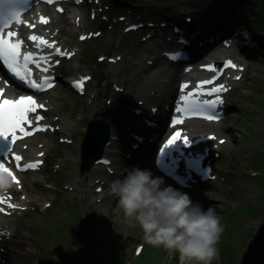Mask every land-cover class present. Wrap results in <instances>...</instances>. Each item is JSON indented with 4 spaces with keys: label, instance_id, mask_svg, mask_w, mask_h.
Here are the masks:
<instances>
[{
    "label": "rangeland",
    "instance_id": "374dc122",
    "mask_svg": "<svg viewBox=\"0 0 264 264\" xmlns=\"http://www.w3.org/2000/svg\"><path fill=\"white\" fill-rule=\"evenodd\" d=\"M240 1L244 3L243 9L236 10L235 13L241 20L250 15L252 26L260 32L255 34L257 38L247 32L253 37V40L246 44L249 55L241 53L236 42L233 48L229 49L232 51L231 57L238 64V60H241L242 67L246 68L241 79V74L235 75L237 70L232 72L235 86L226 98L229 114L221 121L219 127L204 125L192 130L197 133H189L191 136L202 135L205 128L209 127L214 135L206 145L211 148L212 156L209 161L215 167L216 180L214 184L198 190L199 200L190 196L191 200L201 204L205 211L209 207L214 208L224 226L218 244L219 254L212 264H240L249 241L264 220V0ZM227 2L81 0L80 4H76V1L72 0L66 5H61V8L57 6L55 9L40 10L45 14L47 11H53L54 16V10L60 12L56 15L57 18L51 17L53 24L45 25L42 29L58 30L62 27L56 40L70 50L71 57L61 64L59 75L65 81L67 76L83 75L91 77V80L87 83L84 95H75L62 83V87L55 89L53 93L41 96L45 102L48 99L49 103L53 102L45 117L50 118L56 127L42 132L25 144L28 150L45 149L46 166L36 171L37 175H23L25 186L11 193L18 200L23 198L30 202L27 199L29 198L32 202L28 203L24 210L2 219L1 225L4 226L6 237L0 247V253L5 257L7 264H44V259L52 261V264H179L178 253L169 254L162 246L147 243L139 226L125 222L123 211L117 207L118 197L110 194V186L106 192L107 200L99 203L100 197L105 193L103 191L102 194H97V187L103 188L104 183L111 184L112 181L121 179L122 171L131 167H126L128 165L123 162L125 167L121 168V173L113 179L105 177L99 169L91 172L94 167L90 172L82 174L80 149L82 140L84 143L87 137L88 124L95 118L96 113H102V117L109 124L111 117L119 120L126 118L129 123L142 122V118L134 115L136 103L126 105L123 112L117 104L109 105L102 97L109 95L108 99L111 101L110 96L116 88L122 86L124 89L128 88L127 91L131 89L128 98L138 99L137 95L143 91V86L148 81L143 79L138 84L128 80L134 74L131 65L142 57L140 51L143 50L140 47L146 44L154 48L159 43L154 39L161 35H158V32L172 31L173 24H177L174 23L175 20L185 21L186 17H195L200 23L205 15L210 14L215 18L219 17V22L223 24L221 14L225 8L222 5ZM69 7L71 9L68 11ZM68 12H79L77 21ZM33 15L36 21L37 14ZM67 15L70 16L71 22L85 26L82 32L88 35L86 40L79 39L75 28L70 32ZM126 17L125 23L120 26L115 24L118 19ZM133 23L141 25L136 29L127 30ZM138 28L141 32L137 31ZM207 32L202 28L197 29L198 36H205ZM209 33L207 36H210ZM237 35H232L233 39L238 37ZM142 40H147L144 45L140 43ZM192 43L195 45L194 40ZM134 51L136 55L132 54ZM122 56L132 62L120 61L117 68H110L108 61L111 58L118 60ZM252 56L254 58H251ZM145 58L150 59L151 54H145ZM161 58L159 60L163 61ZM167 79L168 77H161L157 82L162 88L167 87L163 92L166 91L167 98H170L184 77L172 76L170 81ZM162 97L165 95L161 94L157 101ZM98 99L105 103L98 104ZM61 118H65L71 126L64 129L60 123ZM56 128H60L62 133L52 132ZM183 130L188 131L186 126H183ZM142 132L152 135L146 128L142 129ZM125 134L122 139L129 141L130 135ZM42 143H45L46 147H41ZM117 153L114 157L119 159ZM74 164L77 166L78 175L75 185L72 183V174L67 169V165ZM89 173L93 176L89 177ZM98 175L102 178L101 182L97 180L94 183ZM78 185L84 196L78 194ZM69 187L75 188L70 191ZM7 190L11 191L9 188ZM13 235L17 237L14 242L10 240ZM21 241H26L23 245L25 250L37 248L39 255L28 257L25 254L21 258L17 252L20 251ZM139 247H142L141 253L137 252Z\"/></svg>",
    "mask_w": 264,
    "mask_h": 264
},
{
    "label": "clouds",
    "instance_id": "9594fccd",
    "mask_svg": "<svg viewBox=\"0 0 264 264\" xmlns=\"http://www.w3.org/2000/svg\"><path fill=\"white\" fill-rule=\"evenodd\" d=\"M162 185L150 171L133 167L112 181L109 191L118 197L125 222L139 226L147 243L178 253L179 264H212L224 232L221 218L214 208L205 211L188 194ZM10 186V177L0 176V191Z\"/></svg>",
    "mask_w": 264,
    "mask_h": 264
},
{
    "label": "bare ground",
    "instance_id": "6f19581e",
    "mask_svg": "<svg viewBox=\"0 0 264 264\" xmlns=\"http://www.w3.org/2000/svg\"><path fill=\"white\" fill-rule=\"evenodd\" d=\"M76 1V4H80L81 3V0H75ZM101 4V3H100ZM71 9V7L68 8V11ZM47 15L44 14L47 19L49 20L48 22V25L50 24H53V21L51 20L52 16L57 18L58 14L60 13H57L55 16L53 14V11H47ZM70 13L72 16L75 17V20L78 16H80L78 13L79 12H68ZM42 14V13H40ZM124 17V16H123ZM38 19H39V15L37 16V21L34 22L33 21V18L30 17L28 18L27 20H30L32 23H33V27L31 28H28L27 31L30 32V33H36L38 34V37L40 36H44L46 38L49 39V42H53L55 41L57 38H59V33L61 32L62 30V27H60L58 30H55L54 28H51V29H48V30H42L45 28V25L44 24H40L38 23ZM125 19V18H123ZM144 20V19H143ZM142 20V21H143ZM66 21L68 23H70V32H72V29L75 28V32L78 33V35H81V34H85V32H82V29L85 28V26L81 25L80 24H77V22H71V18L69 15H67V19ZM77 21V20H76ZM192 22H195L198 24V21L196 19H193L191 20ZM60 22V20H59ZM185 22V21H184ZM125 23L124 20L122 19H118L117 21H115V24L120 26L121 24ZM177 27H180V25H177ZM140 30V29H138ZM21 31L18 30V32ZM202 32V31H201ZM160 34H163V33H160ZM24 35H27L24 34ZM19 36H23L22 33H19ZM173 39H170V40H165L164 42L162 43H166V42H170L172 41ZM29 41V39H27V42ZM147 40H142V42H140L142 45H144ZM159 45L160 43H158V45L156 46V48H150L149 45H144L142 47H140L142 51H140V54H142V57L139 59L138 62L134 63L131 65V69L134 70V74L131 76V78L128 80V82H131V83H141L143 81V79L145 81H148L144 84L143 86V91L139 94V97L140 99L139 100H142L144 102V104H148V103H152L153 105H157L159 104L158 101L156 100L158 97V95L161 94V90H162V86L157 82L161 77H168V81H170V79H172V76H177L176 74L174 73H171L172 75H170L169 73L170 72H173L175 70L178 69L177 66H163L161 64V61L159 60V53L161 54V52L158 53V50H159ZM182 46V44H180ZM63 50L65 52V54L69 53L70 50L69 49H66L65 47H63ZM185 49V48H184ZM133 55H136L135 51L132 53ZM145 54H148L150 55L151 54V58L150 59H146L145 58ZM204 55V56H203ZM232 55V51L231 50H225L224 48H218L217 51L213 50V51H210V52H206V53H202V58H204L203 62H202V65H207V64H213L214 62H225L228 57H231ZM124 60H128L126 59L124 56H122L121 58H119L118 60L115 59V58H111L108 63L111 65L110 68H117V63H119L120 61H124ZM130 61V63L132 62L131 59L128 60ZM240 63L237 66V68L240 67V65H243L241 62V60H238ZM105 65V64H104ZM105 67L107 68V65H105ZM170 71V72H169ZM182 69H181V72L178 74V76H180V74L182 73ZM54 74L55 75H58V69H55L54 71ZM212 73V71H207V70H202V69H197L195 71H193L192 73H184L183 74V77L185 78L183 81H191L192 82V86L191 88L194 86V84L199 80V79H203V78H207L209 77ZM240 74L239 72L236 73V75ZM81 78V77H80ZM235 78L233 77L232 75V70L231 69H228L227 70V75L226 77L223 79V82L226 84V86L230 87L233 85L232 81L234 80ZM13 82H16V81H13ZM26 87V86H25ZM0 91H3L4 93L6 92V89L2 87V85H0ZM52 90L48 91V92H51ZM131 89H129L128 92H130ZM152 92H154L152 94ZM129 93H127L126 95L123 96V99L121 101L118 102V100H111L109 102H107V104L109 105H114L116 103H121L122 101H125L124 103H122L121 107L120 108H123V106L125 105H130V104H133L135 101H136V97H131V98H128ZM118 95L120 96L121 95V92L118 93ZM226 97V95L224 96V98ZM99 102H97L98 104H104L105 101H103L102 99H98ZM50 99H48L47 102H45L46 105H48V108H52L51 105H53V102H50ZM54 101H57L56 99H54ZM175 101V100H174ZM55 104V103H54ZM167 106V105H166ZM169 106V114H168V119H169V122H164L160 125V128L164 129V134H167V129L170 127V121H171V115H172V110H173V103L171 101V104L168 105ZM137 108H141V106H138ZM155 108V107H153ZM224 109H228V108H224ZM167 112V109L164 108L163 110V115ZM59 119V118H58ZM57 119V121H58ZM96 120V119H95ZM118 121H123V122H127L126 121V118H123L122 120H119L117 118H114V117H111V119H109V122H110V126H111V137H110V142L109 144L105 147L104 151H101V153L95 158L96 162H97V159L100 157V155L104 154V156H108V155H111L113 152H115V150H117L120 146V144L122 145H125V141H122L121 139H119L117 137V134L120 135L123 131H124V128L121 127L118 123ZM94 122V120L92 121ZM91 122V123H92ZM220 122V121H219ZM207 122V121H202V120H191L187 125V129L188 131H182L184 134H189V133H197V132H193L192 130L194 128H198V127H203L204 125L206 124H209L211 126H216L218 125V127L220 126L221 122ZM60 123L62 124V126L64 127V129H67L69 128L71 125L68 123V121L65 119V118H61V121ZM218 123V124H217ZM43 124L45 126H53V121H51L50 118H47L46 120H44ZM153 125V124H152ZM105 127L106 125L99 121V122H96L94 125H90V129L89 131L87 132V137L85 138L84 140V144H83V140H82V144H83V147L81 146V149L84 148V151H88L87 153H94L95 151H100V146H101V142H102V138H103V132L105 130ZM180 126H178L179 128ZM206 129V130H205ZM203 130L205 131H209V127L208 128H205ZM66 132V131H65ZM56 134H60L62 132H60L59 130L55 132ZM211 132H207V133H204L203 135H206V134H210ZM219 134V133H218ZM36 136V135H35ZM34 136V137H35ZM196 136H199V135H196ZM34 137L32 138H28V139H25L23 141H21L22 145L16 150L17 154L20 153V151H30L29 153H27V156L33 158L35 157L40 151H45V149H36V148H33L32 150H28L27 147L25 146L26 143H29V141H31ZM73 138V135L71 136V139ZM159 138L160 137H156V139H153L152 140V143L155 144H158L159 142ZM153 145V146H154ZM41 147H46V144L45 143H42L40 145ZM132 153L136 154L135 152L131 151ZM158 153V151H157ZM110 158V157H109ZM77 162H79V159H77ZM97 165L94 166V168L92 169L91 172H94V171H97V169L100 168V170L108 177V178H117V176H114L115 173L113 171H105V166L104 164L100 163V161H98L96 163ZM67 169L68 171L70 172V174H72V183L74 184V182L78 181V175H77V166L76 164L70 166V165H67ZM147 168V166L145 167ZM28 170L30 168H27ZM42 169V168H41ZM143 170H147V169H143ZM38 171V170H37ZM159 173V172H158ZM33 175H37L36 173H31ZM86 174V173H85ZM189 174L190 178L191 176H195L193 174H190V173H187V172H181L180 174H178V179H179V182L181 186V188H183L182 191L186 192V193H191L192 190L189 192H187V187L189 186L188 183H185L183 181V179H185L186 175ZM162 175L165 177L166 175H168L167 172H164L162 173ZM89 177H92L93 174L92 173H89L88 174ZM114 176V177H113ZM198 179H200L202 181V184L206 185V186H210L212 184L211 180L208 179V180H205L204 177L202 176H199L197 177ZM97 179L100 181L101 180V176L98 175ZM163 179V178H161ZM165 181V180H164ZM23 185V183H22ZM75 185V184H74ZM172 186V184H170ZM110 186V184H107L104 186V189H107L108 187ZM78 187V194H82V191L80 190L79 188V185L77 186ZM173 187V186H172ZM173 189H175L176 191L178 192H181L182 191L180 189H178L177 187H174ZM4 195H9L8 197H10V202H13L14 204H16L17 206L18 205H23V206H26V204H28V202L25 200V199H21L19 201H17L18 199L17 198H14L10 193L8 192H4L3 193ZM84 196V195H83ZM107 200V196L106 195H103L101 197V203L106 201ZM196 201V200H194ZM100 207V206H99ZM17 212L19 211L18 209L16 210H11V209H8V212ZM2 216H0V225L2 223ZM16 235H13L10 237V240L12 242L16 241ZM26 243V241H21L20 243V251L19 254H20V257L22 258L23 255H27L28 257H35V256H38V249L37 248H32L30 250H25V248L23 247V245ZM20 258V259H21ZM0 262H2V259H0ZM18 264H23L22 262L18 263Z\"/></svg>",
    "mask_w": 264,
    "mask_h": 264
},
{
    "label": "snow or ice",
    "instance_id": "6c2138e0",
    "mask_svg": "<svg viewBox=\"0 0 264 264\" xmlns=\"http://www.w3.org/2000/svg\"><path fill=\"white\" fill-rule=\"evenodd\" d=\"M48 3H52L53 0H47ZM29 0H0V61L7 67L12 74H14L21 81H26L27 85L32 88H38V85L35 81L31 79V70L28 65L35 63L37 68H40V64L37 62V57L29 53L23 57V62H21V46L23 44L22 40L12 42V38L17 34L14 31H5L9 29L14 23H22L20 17L24 11V8L28 5ZM47 22V21H43ZM83 39V37H81ZM30 39L36 42L37 47L48 46L50 45L47 41L43 40L40 37L32 36ZM58 51V50H57ZM46 70V69H44ZM203 83H210V81H205ZM45 85H49V81L45 79ZM187 88V85L183 86ZM203 85H200L192 94L187 96L184 100V103L188 107H182L179 109L180 112H192L198 114L202 111L204 106L213 107L214 102L212 101H198L193 99V96L198 95H212V92H203ZM221 89H215V92H220ZM37 107H43L42 105L38 106L36 102L30 96L21 97L18 100H0V139L9 143V150L3 156L6 158L12 153L13 145L15 141L19 138L16 133L21 132L25 135L30 133L25 132V129L22 127L24 124H30L28 120V113L34 112ZM208 119H213V117H207ZM42 119V117H38ZM181 121H177V124ZM183 140L185 144H189L190 140L187 137H184L182 133L176 132L164 145L165 148L175 144L177 141ZM15 160L19 162L21 160L20 156H15ZM31 168L38 167L37 164L29 165ZM7 175L15 181V177L9 171L7 167L4 166V163H0V176ZM0 202H3V198L0 197ZM9 207H17L15 205H9Z\"/></svg>",
    "mask_w": 264,
    "mask_h": 264
},
{
    "label": "water",
    "instance_id": "95a60500",
    "mask_svg": "<svg viewBox=\"0 0 264 264\" xmlns=\"http://www.w3.org/2000/svg\"><path fill=\"white\" fill-rule=\"evenodd\" d=\"M91 124L94 125L95 120L94 122L90 123V125ZM90 125H89V129H90ZM108 138H109V129L106 125L105 130L103 132L100 151H95L94 153H87L88 151H84V162L86 163V166H88L90 162L94 160L101 153V151L103 150V146L104 144H106ZM84 170L85 169H83L82 172H84ZM240 264H264V220L262 224L259 226L258 230L255 232L253 238L249 241L247 245V249L242 255Z\"/></svg>",
    "mask_w": 264,
    "mask_h": 264
},
{
    "label": "trees",
    "instance_id": "16d2710c",
    "mask_svg": "<svg viewBox=\"0 0 264 264\" xmlns=\"http://www.w3.org/2000/svg\"><path fill=\"white\" fill-rule=\"evenodd\" d=\"M228 2H227V4H223L222 6H225L226 7V10H227V12H228V14H236L235 13V11L236 10H242L243 9V4L244 3H242L240 0L238 1V0H227ZM228 21H230V20H228ZM247 22V20H241L240 19V21H238V22H236V26H238V27H245V28H248V26H251L250 24H249V22H247V23H244V22ZM247 26V27H246ZM230 27H233V25H228V26H226V28L228 29V28H230ZM250 29V28H249ZM258 31V30H257ZM260 32V31H259Z\"/></svg>",
    "mask_w": 264,
    "mask_h": 264
}]
</instances>
